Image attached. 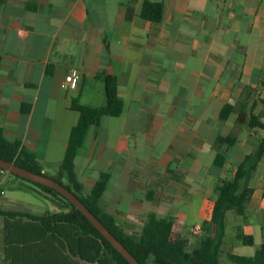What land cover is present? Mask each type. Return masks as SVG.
Segmentation results:
<instances>
[{
  "label": "crops",
  "instance_id": "obj_1",
  "mask_svg": "<svg viewBox=\"0 0 264 264\" xmlns=\"http://www.w3.org/2000/svg\"><path fill=\"white\" fill-rule=\"evenodd\" d=\"M147 1L163 4L159 23L141 18ZM70 67L81 72L76 91L61 88ZM108 76L124 110L91 127L77 152L84 194L106 173L99 205L127 234L139 237L149 215L172 216L174 232L194 245L220 183L264 138V0H0V130L44 174L57 175L79 122L73 101L105 106ZM251 116L261 127H250ZM229 136L233 146L216 145ZM250 187L245 214H226L221 262L226 246L229 258L243 245L239 234L254 238L264 224V157ZM1 191L2 211H61L54 197L0 170ZM37 230L27 220L7 230L0 215V264H86L50 235L35 239Z\"/></svg>",
  "mask_w": 264,
  "mask_h": 264
},
{
  "label": "trees",
  "instance_id": "obj_2",
  "mask_svg": "<svg viewBox=\"0 0 264 264\" xmlns=\"http://www.w3.org/2000/svg\"><path fill=\"white\" fill-rule=\"evenodd\" d=\"M163 15V4L147 1L144 3L141 18L159 23ZM106 104L100 108L83 106L79 101H73L72 108L79 112L78 124L72 129L63 161L59 165L58 173L52 178L63 185L96 216L115 235V237L131 252L141 263L147 264L152 255L155 264H222L221 249L226 234V214L235 211L243 216L249 204L253 189L250 180L264 157V138L260 140L258 148L246 156L238 167L232 180H223L217 191L213 213L209 221L202 225L203 235L194 244L180 237L174 232V218L172 216L157 218L149 215L139 237L127 234L115 219L103 212L99 203L104 194L109 175L104 173L95 185L93 191L85 195L82 184L75 172V159L78 150L83 146L87 132L91 127L100 124L103 117H120L124 110L122 100L118 95V82L115 77L105 79ZM233 111L232 106H225L221 119H226ZM251 116L250 127H261V123ZM235 137H219L217 146H233ZM0 158L14 163L19 167L41 175L43 167L36 156L22 148L19 143L6 140L0 130ZM215 163L222 167L225 163L223 153H218ZM0 170H3L0 168ZM4 171V170H3ZM6 172V171H5ZM13 175V174H12ZM18 179L28 182L45 191L61 204V211L48 213L44 216H35L22 212H9L0 210V215L5 218L6 228L27 220L38 228L33 237L42 240L50 235V240L63 243V248L68 250L72 258H77L86 264H130L93 226V224L64 196L56 190L36 184L13 175ZM48 176V175H47ZM13 220V221H12ZM29 235V234H27ZM245 246H253L252 236L238 235ZM27 239H30L28 236ZM233 264H264V244H261L254 257L230 255ZM79 264V263H76Z\"/></svg>",
  "mask_w": 264,
  "mask_h": 264
},
{
  "label": "water",
  "instance_id": "obj_3",
  "mask_svg": "<svg viewBox=\"0 0 264 264\" xmlns=\"http://www.w3.org/2000/svg\"><path fill=\"white\" fill-rule=\"evenodd\" d=\"M0 168L4 171L19 176L30 182L40 184L46 187H50L62 196H64L69 202L72 203L102 234V236L130 263L141 264L131 252L113 235L109 229L96 217L71 191L58 183L55 179L47 175L36 174L27 171L18 165L8 162L0 158Z\"/></svg>",
  "mask_w": 264,
  "mask_h": 264
},
{
  "label": "rangeland",
  "instance_id": "obj_4",
  "mask_svg": "<svg viewBox=\"0 0 264 264\" xmlns=\"http://www.w3.org/2000/svg\"><path fill=\"white\" fill-rule=\"evenodd\" d=\"M216 172L220 173V169H216ZM10 174V173H8ZM11 175V174H10ZM13 176V175H12ZM20 180V179H19ZM10 185L7 183L4 184L3 188L5 190H10L9 189ZM32 195V194H31ZM263 220V219H261ZM228 235H231V226L229 224L228 226ZM255 245L254 246H243L241 244L233 246L232 253L239 255V256H244V257H254L261 246V244L264 243V224L260 223V220L257 221V227H255ZM226 246V245H225ZM223 260L222 262L224 264H233L232 261L228 258V255L226 253L230 252V248L226 246L223 250Z\"/></svg>",
  "mask_w": 264,
  "mask_h": 264
},
{
  "label": "built area",
  "instance_id": "obj_5",
  "mask_svg": "<svg viewBox=\"0 0 264 264\" xmlns=\"http://www.w3.org/2000/svg\"><path fill=\"white\" fill-rule=\"evenodd\" d=\"M81 72L78 71L74 67L69 68V73L65 77L63 83L61 84V88L67 91H76L79 88V83L81 81ZM2 173H6L5 171L1 170ZM4 194L3 191L0 192Z\"/></svg>",
  "mask_w": 264,
  "mask_h": 264
}]
</instances>
